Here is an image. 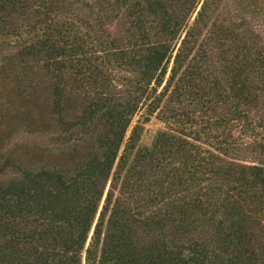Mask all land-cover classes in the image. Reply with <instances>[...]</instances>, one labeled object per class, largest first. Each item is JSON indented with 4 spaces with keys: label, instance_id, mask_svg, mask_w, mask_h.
I'll use <instances>...</instances> for the list:
<instances>
[{
    "label": "trees",
    "instance_id": "obj_1",
    "mask_svg": "<svg viewBox=\"0 0 264 264\" xmlns=\"http://www.w3.org/2000/svg\"><path fill=\"white\" fill-rule=\"evenodd\" d=\"M0 86V264H264V0H0Z\"/></svg>",
    "mask_w": 264,
    "mask_h": 264
},
{
    "label": "rangeland",
    "instance_id": "obj_2",
    "mask_svg": "<svg viewBox=\"0 0 264 264\" xmlns=\"http://www.w3.org/2000/svg\"><path fill=\"white\" fill-rule=\"evenodd\" d=\"M110 30L115 34H121L123 23L114 24ZM1 88L0 86V181H3L10 179L15 174L12 167L10 165L5 167V164L13 162L20 155L27 159L33 149L49 152L50 148H60L61 141L55 143V138L59 136L49 133L50 131L44 129L43 125L31 127L24 118L17 117L19 105L11 101ZM1 108H3L2 111ZM2 114H5L6 117L2 118ZM160 127L161 123L152 117L151 121L145 124L143 142H151L155 132Z\"/></svg>",
    "mask_w": 264,
    "mask_h": 264
}]
</instances>
